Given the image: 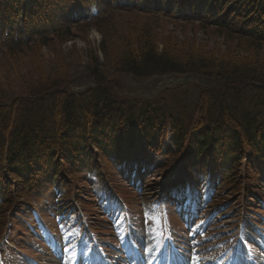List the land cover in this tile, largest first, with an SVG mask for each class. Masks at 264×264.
Segmentation results:
<instances>
[{
    "label": "trees",
    "instance_id": "1",
    "mask_svg": "<svg viewBox=\"0 0 264 264\" xmlns=\"http://www.w3.org/2000/svg\"><path fill=\"white\" fill-rule=\"evenodd\" d=\"M99 1L95 15L65 22L57 11L66 0H0V55L13 63L16 55L57 47L94 26L114 72L140 79L193 73L208 83L165 87L152 99L119 97L106 64L92 54L77 85L92 86L83 91L40 67L17 84L15 74L5 72L0 223L7 242H13L8 234L17 213L24 210L26 218H18L29 223L52 194L77 198L90 180L113 182L110 172L133 155L139 159L144 146L160 151L166 128L170 145L156 166L161 182L171 176L185 192L208 181L220 192L243 189L248 199L259 195L258 184L264 188V0ZM161 19L213 28L222 43L183 47L161 30Z\"/></svg>",
    "mask_w": 264,
    "mask_h": 264
},
{
    "label": "rangeland",
    "instance_id": "2",
    "mask_svg": "<svg viewBox=\"0 0 264 264\" xmlns=\"http://www.w3.org/2000/svg\"><path fill=\"white\" fill-rule=\"evenodd\" d=\"M88 1L66 0V8L63 14H60L61 17L80 21L90 14ZM159 22L161 30L173 34L172 39L177 43L183 42V47L189 42L194 46L210 48L222 43L213 28L201 29L197 23H173L165 19ZM77 33V36L64 40L57 47L44 46L31 50L27 55H16L12 58L13 61L16 60L13 63H9L6 57L0 55V81L6 72L15 74L14 81L17 84V81L33 74L34 69L40 67L54 78L69 77L73 81L70 84L71 89L83 87L84 85H77L87 77V57L92 54L101 64H106L107 60L106 55L99 50L103 38L98 29L92 26L82 28ZM158 33L160 34L159 31ZM106 36L109 37V33ZM220 48H223V45ZM105 67L110 89L116 96L130 95L137 99H152L160 94L158 92L152 96L154 80L159 75L140 79L132 74L114 72L111 70V63H107ZM7 76V79H11L10 75ZM168 130L169 128L165 129V140L159 152L152 146H144L141 148L139 159L135 156L123 169L110 172L113 181L111 184L116 187L114 189L120 194V198H114L102 185L91 188L84 186L80 187L79 197L76 198L77 203H80L79 209H76L77 206L71 201V193L64 198L58 196L57 202L53 200L52 194L38 209L44 213L41 215L43 217L35 216L29 223L21 220L27 216L21 209L22 211L17 213V219L12 221L8 235L32 258H25L5 249L6 260H3V263L264 264L262 185L255 184L258 187L255 192L259 193V197H253L252 200L247 197L243 199V191L220 192L215 184L205 182L201 183L198 189L194 188L193 196L196 194L197 199H187L192 197L190 192H187V201H183L184 197L170 191L169 184L173 178L161 182L160 170L155 166L160 160V154L170 145ZM161 183L166 184L164 192L163 187H160ZM95 195L98 197H94ZM213 197L214 204H221L217 210L224 212L220 218L215 215V211L210 212L208 201ZM248 204L257 211L261 210L260 215L255 213L256 216L251 221H242L243 206ZM52 205L56 207L51 209ZM58 207L62 208L65 215L55 214ZM74 210L76 212L73 213ZM55 221L66 225L64 230H59ZM2 226L0 223V231ZM50 228L56 236L49 233ZM89 229L93 230V236ZM81 231L87 235L80 244L75 240ZM219 250L225 251V255L231 260L220 262L222 253Z\"/></svg>",
    "mask_w": 264,
    "mask_h": 264
},
{
    "label": "water",
    "instance_id": "3",
    "mask_svg": "<svg viewBox=\"0 0 264 264\" xmlns=\"http://www.w3.org/2000/svg\"><path fill=\"white\" fill-rule=\"evenodd\" d=\"M188 80H195L200 82L201 84H206L207 81L203 78H201L198 75H194V74H187L182 78H176V77H171V76H166L162 79H160V83L159 84H171V85H181L184 82L188 81ZM211 84H214V82H211Z\"/></svg>",
    "mask_w": 264,
    "mask_h": 264
},
{
    "label": "bare ground",
    "instance_id": "4",
    "mask_svg": "<svg viewBox=\"0 0 264 264\" xmlns=\"http://www.w3.org/2000/svg\"><path fill=\"white\" fill-rule=\"evenodd\" d=\"M170 185H172V184H170Z\"/></svg>",
    "mask_w": 264,
    "mask_h": 264
}]
</instances>
